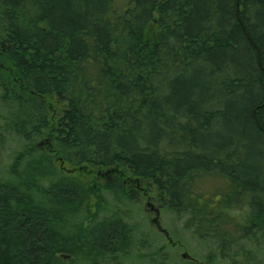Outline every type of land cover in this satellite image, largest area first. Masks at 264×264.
I'll return each instance as SVG.
<instances>
[{
	"label": "trees",
	"instance_id": "16d2710c",
	"mask_svg": "<svg viewBox=\"0 0 264 264\" xmlns=\"http://www.w3.org/2000/svg\"><path fill=\"white\" fill-rule=\"evenodd\" d=\"M145 196L259 264L264 0H0V264H121Z\"/></svg>",
	"mask_w": 264,
	"mask_h": 264
},
{
	"label": "rangeland",
	"instance_id": "374dc122",
	"mask_svg": "<svg viewBox=\"0 0 264 264\" xmlns=\"http://www.w3.org/2000/svg\"><path fill=\"white\" fill-rule=\"evenodd\" d=\"M227 181L220 176H211L200 179L197 186L202 192L211 193L223 184V187H226ZM145 197L132 205H128L130 209H124L133 234L128 253L126 256L119 255L118 257L119 260L121 259V264H153V262L159 263L163 259L172 264H208L207 256L210 252L218 255L217 250L214 251L215 245L212 242L209 240L200 241L191 233H185L181 228L182 220L178 221L173 214L159 209L154 201ZM107 198L108 202L112 201L109 197ZM112 203L115 202L112 201L108 204L103 214H108L115 209ZM156 209L159 210V223L168 231L172 242L152 222ZM174 241L178 242L177 245ZM169 243L172 246L168 245ZM183 253H187V256L182 257ZM236 257L240 259L239 255L235 256L234 252H231L227 255L226 260L219 262L217 256L212 259L214 260L212 264H231ZM258 262L264 264V248L258 256Z\"/></svg>",
	"mask_w": 264,
	"mask_h": 264
},
{
	"label": "water",
	"instance_id": "95a60500",
	"mask_svg": "<svg viewBox=\"0 0 264 264\" xmlns=\"http://www.w3.org/2000/svg\"><path fill=\"white\" fill-rule=\"evenodd\" d=\"M158 215H159V210L156 209V214H155V217L152 219V222H154L156 224V228L161 231L162 233H164V235L166 236V238L172 242L171 238L169 237V233L167 230H165L163 227H161L160 223H159V218H158ZM182 257H186L187 256V253H183L181 255Z\"/></svg>",
	"mask_w": 264,
	"mask_h": 264
}]
</instances>
